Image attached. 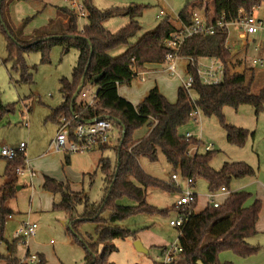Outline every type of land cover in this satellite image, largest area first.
Returning <instances> with one entry per match:
<instances>
[{
    "label": "trees",
    "instance_id": "16d2710c",
    "mask_svg": "<svg viewBox=\"0 0 264 264\" xmlns=\"http://www.w3.org/2000/svg\"><path fill=\"white\" fill-rule=\"evenodd\" d=\"M13 1L30 0H0V31L7 39V61L13 63L12 68L15 71L21 72V82L33 83L34 73L25 59L27 53L39 52L42 63H48L54 46H61L64 55L72 49L78 51V60L71 77L64 76L59 80L63 100L59 107L52 109L48 120L59 124L60 118L64 116L72 119L78 115L73 119L74 125H77L79 121L111 116L125 126L123 138V126L113 119L122 134L120 144L114 146L117 154L116 163L113 164L109 157L102 156L99 159L98 168L104 174L107 184L100 205L89 203L83 192L72 191L67 183L45 177L44 189L61 195V201L54 203V209L66 212L71 222L69 229L73 230L76 241L85 249L83 264H115L110 260V255L118 250L114 240L136 238L135 231L120 226L118 222L138 213L160 211L148 203V188L177 191L169 182L149 175L141 167V157L157 161L160 153L165 156L174 172H179L183 177H192L195 182L199 178L205 179L210 192H217L223 187L231 192L220 206L215 207L208 203L199 212L195 211L198 205V197L196 198L190 209L192 213L178 228L179 243L183 247L180 262L232 264L221 262L219 253L224 250H233L241 256L256 253L258 248L251 245L248 239L258 233L257 222L263 203L256 199L251 205H247L251 193L230 189L234 178L255 176L256 169L247 162L237 161L226 162L221 169L216 170L211 166L215 151L206 150L205 153H201L200 149L193 151L195 147L201 148L203 142L195 136L187 137L181 132L184 126L195 119L193 113L197 107L203 114L216 115L221 119L231 144L245 145L250 135L249 130L226 122L223 108L225 106L238 108L243 104H251L257 113L264 109V87L259 93L252 91L256 70L248 68L243 73H230L228 66L223 82L207 85L200 80L190 63L189 71L195 77L194 83L191 89L179 87L175 103L170 102L155 86L139 104H134L120 95L119 86L130 84L137 77L136 69L147 64L165 63L170 50L166 40L178 29L171 17H165L153 30L145 32L136 42H132L131 39L141 29L139 20L135 19L142 13L141 6L101 9L93 0H82L88 10L84 31L80 30L78 16L70 8L60 7L58 18L51 19L47 25L28 34L26 30L33 17H26L16 25L11 20L9 12ZM203 6L207 21L213 18L228 22L239 18L240 10L251 13L256 8H264V0H194L188 2L179 12L177 18L179 24L190 25L194 14ZM117 15L129 16L130 21L118 31L112 32L106 28L105 23ZM227 34L226 27H217L213 34H194L184 41L180 56L186 58L218 56L227 64L231 63L233 57L225 47ZM122 48L125 50L120 54H112L113 51ZM102 73V77L96 81L95 78ZM84 77L85 82L78 97L88 84L96 87L93 105L79 102L78 97L73 100ZM6 110H10V107L0 105L1 113ZM146 124L150 129L147 136L136 141L133 138L134 131ZM105 149L107 146L102 147V150ZM66 161H70L68 154ZM26 166V153H20L15 159L7 161L5 175L9 180L0 189V244L4 240L6 221L13 214V210L7 204L16 197L14 175L18 168ZM124 198H129L134 204H123L121 201ZM84 202L85 211L80 215L77 207ZM171 209L177 213L189 211L177 208L174 204L163 213ZM106 211L109 212L107 217L104 216ZM86 219L97 222L95 230L98 235L97 241H94L92 235H88L90 242L84 238L80 239L78 226ZM30 257L28 252L25 261H21L12 253L6 256L0 253V259L7 260L9 264H47L44 255H39L35 263L29 261Z\"/></svg>",
    "mask_w": 264,
    "mask_h": 264
},
{
    "label": "rangeland",
    "instance_id": "374dc122",
    "mask_svg": "<svg viewBox=\"0 0 264 264\" xmlns=\"http://www.w3.org/2000/svg\"><path fill=\"white\" fill-rule=\"evenodd\" d=\"M101 9L111 7H128L138 5L142 7V13L135 17L141 25L138 34L132 42L145 32L153 30L165 17H171L177 26L179 12L184 6L194 0H93ZM68 7L67 0H30L17 1L12 5L11 20L19 25L26 17H33L28 25V31L36 27H43L49 19L56 17L57 7ZM213 7V3H211ZM163 12V13H161ZM197 12L205 20V7ZM264 15V8L258 10ZM211 15V13H209ZM130 21L129 16L117 15L105 23L108 30L118 31ZM86 24L87 20H81ZM46 24V25H47ZM239 29L233 25L230 34L233 42L240 44L238 39ZM239 47V45L237 46ZM125 49L113 51V55L120 54ZM233 58L230 70L233 73H243L248 68L256 70V78L252 91L259 93L264 87V67H253L252 56L243 52ZM248 56V57H247ZM7 39L0 31V105L9 106L10 110L0 111V189L9 180L5 175L7 158L1 155L3 146L18 147L24 142L26 147L27 163L23 174L15 172L16 197L8 202L13 210L12 217L6 221L4 240L0 244L2 255H12L21 261H25L29 252L30 256L44 255L47 264H83L86 256L84 247L75 239L73 230L69 229L71 222L65 211L54 209V203L61 201L60 194H54L43 187L45 177H51L67 183L74 192H83L89 203L100 205L106 191L105 176L98 168L99 159L109 157L113 164L117 161L115 147L108 146L101 150L96 148L84 153H67L57 151L50 147L52 140L57 135L59 126L48 120L51 108H57L63 97L60 92V78L71 77L73 68L78 60V51L72 49L68 54H63L61 46H54L50 53V62L42 63L39 52H30L25 55L27 64L32 69L33 83L21 82V72L12 68L13 63L7 61ZM188 58L181 57L178 62L177 72L174 74L166 69L164 63L155 66V69L147 74L145 81L139 76L130 84L119 86V93L129 101L138 102L145 98L149 90L157 86L166 98L175 103L177 101V89L182 86V78L188 77ZM90 98L97 90L88 84L85 87ZM195 97V93H194ZM84 99L78 97L81 102ZM86 100V99H85ZM87 102V100H86ZM225 121L237 127L246 128L250 135L243 146L231 144L227 139L226 129L221 119L216 115H205L200 112L196 120H192L181 129L183 134L191 133L203 142L200 152L205 153L207 148L215 151L211 160V166L219 170L226 162H247L256 169L255 176L234 178L231 182V191L244 190L251 193L247 205H251L256 199L255 190H260L257 184L246 185L250 181H263L264 183V109L259 113L251 104H243L238 108L225 106L223 108ZM149 126L146 124L136 129L133 138L142 139L147 136ZM117 141V132L112 138ZM137 141V140H136ZM70 155V161H66V155ZM141 167L149 175L171 182L173 169L160 153L159 160L151 161L147 157L140 158ZM28 169H30L28 171ZM34 172L36 175L31 176ZM96 174L94 175V173ZM180 174V173H179ZM178 185L183 191L187 190V179L179 176ZM19 186V187H18ZM18 187V188H17ZM177 190V189H176ZM191 192L198 194V210H203L209 203L210 189L208 182L199 178L196 180ZM182 192H169L151 187L147 190V201L160 211L156 213H138L124 219L118 224L136 232V238L116 239L114 243L118 250L110 255V260L115 264H156L162 261L161 253L163 245L179 241V230L170 224V220L178 216L171 209L167 213L163 211L171 208ZM229 192H218V199L224 201ZM123 204H134L129 198L121 201ZM196 208V211H197ZM78 213L85 211V202L78 205ZM106 211L104 216H108ZM38 223V231L35 236L16 238L15 233L25 222ZM97 222L86 219L80 222L78 234L80 239H87L92 235L94 241L98 240L96 234ZM140 240L147 248L148 253L138 251L135 241ZM251 245L258 251L248 256H241L233 250H224L218 257L221 262L232 264H264V233L256 234L248 239ZM0 264H9L5 259H0ZM180 264H185L180 262Z\"/></svg>",
    "mask_w": 264,
    "mask_h": 264
},
{
    "label": "built area",
    "instance_id": "2783aa9c",
    "mask_svg": "<svg viewBox=\"0 0 264 264\" xmlns=\"http://www.w3.org/2000/svg\"><path fill=\"white\" fill-rule=\"evenodd\" d=\"M70 4V9L78 16L79 21L87 20L88 10L82 0H67ZM256 8L251 13H246L244 10H240L239 18L225 22L223 19L214 20L210 18L209 21L205 20L199 15L198 12L194 14L192 23L190 25L178 26V29L172 34L170 38L166 40L167 46L170 48L166 55L165 65L166 69L172 73H176L178 69V62L181 58L180 51L184 44V41L197 33L213 34L217 27H226L228 29L227 39L225 47L230 51L232 57L240 55V52L248 54L250 51L255 52L256 55L252 56L251 64L253 67H264V15H260ZM163 13V12H161ZM86 25V24H85ZM84 24H81L80 30L84 31ZM237 26L239 29L238 39L240 44L236 41H232V36L230 34L231 26ZM239 45V47H237ZM248 57V56H247ZM189 63L187 65L188 77L184 80L182 86L187 89H191L195 77L189 71V64L191 63L200 80L207 85H217L224 81L226 76V71L230 69L231 63H226V61L218 56H204V57H189ZM252 68V67H251ZM230 73H233L230 70ZM144 80V78L142 79ZM81 97L86 98L87 92L83 90ZM96 94L91 96L87 102V105L95 104ZM201 110L196 107L193 116L196 120L197 116L200 114ZM75 115L72 119L66 116L60 118L59 130L56 137L52 142V146L57 151H65L67 153H84L92 151L96 148L117 146L120 144L122 134L120 130L116 127L113 119L106 116H99L93 118L90 121H79L77 125H74L73 119L77 118ZM115 132H117V141L114 143L112 138ZM187 137L194 136L191 133H186ZM27 145L22 142L18 147H8L3 146L1 148V155L8 160L15 159L20 153H26ZM198 147L193 148V151H197ZM207 150H211L210 147ZM28 163V161H27ZM26 167H21L16 170L17 174H23L26 171ZM30 169H28L29 171ZM35 173L32 172L31 176ZM179 176L187 179V190L183 191L178 185ZM174 188L182 192V195L178 197L175 205L177 208H183L184 210H189L186 213H178V216L170 220V224L179 228L181 227L187 218L192 213L190 211L192 204L195 202L198 194L196 192H191V188L194 187L195 180L192 177H183L179 172H173L170 178ZM218 192H229L226 187L221 188L217 192H210L209 203L215 207L220 206L223 201L218 199ZM196 211V210H195ZM38 223L36 222H25L15 233L16 238L21 237H32L37 234ZM183 247L178 242L169 243L163 246L161 258L163 264H175L182 260ZM38 260L36 255L29 258V261L35 263Z\"/></svg>",
    "mask_w": 264,
    "mask_h": 264
},
{
    "label": "crops",
    "instance_id": "0c3cea01",
    "mask_svg": "<svg viewBox=\"0 0 264 264\" xmlns=\"http://www.w3.org/2000/svg\"><path fill=\"white\" fill-rule=\"evenodd\" d=\"M17 1H13L11 4H10V10L12 9V5L13 4H15ZM62 7V6H61ZM60 7H57L56 8V17L55 18H58V9H59ZM59 17H61V18H63V16H59ZM55 18H52V19H55ZM65 19V18H64ZM51 19H49V21H50ZM49 23V22H48ZM47 24V23H46ZM45 24V25H46ZM36 28H39V27H36ZM36 28H34V29H32V31L30 32V31H28L27 32V30H28V27H27V30H26V32L29 34V33H32ZM157 65H159V64H156V63H153V64H147L146 66H144L143 68H139V69H136V74H137V76H139L140 77V79L142 80L143 78H144V80H142V81H145V79H146V76H147V74H149V73H151L154 69H155V66H157ZM182 79V84H183V82H184V78L183 77H181ZM179 89V88H178ZM178 89H177V95H178ZM85 90V89H84ZM86 92H87V90H85ZM150 91V90H149ZM97 93V90L93 93V95L94 94H96ZM149 93V92H148ZM92 95V96H93ZM148 95V94H147ZM146 95V96H147ZM145 96V97H146ZM89 94H88V92H87V97L86 98H83V97H81L80 96V99H84V100H82L81 102H85L86 100H89ZM86 99V100H85ZM143 100V99H142ZM141 100V101H142ZM141 101H138V102H134V101H131L132 103H134V104H139ZM52 109L53 108H51V112H52ZM50 112V113H51ZM57 126H58V124H56ZM59 130V129H58ZM58 130H57V132H58ZM150 130V129H149ZM54 140V139H53ZM53 140H52V142H53ZM137 141H139L140 139H136ZM52 142H51V144H50V147L51 148H53V146H52ZM112 147H114V146H112ZM54 149V148H53ZM101 150H102V148H100ZM29 163V162H28ZM36 175V174H35ZM45 180V179H44ZM44 184V183H43ZM255 184H257L258 186H259V188H260V190H255V192H256V199H260L261 201H262V203H263V208H262V212H261V214H260V217H259V220H258V222H257V230H258V233L257 234H260V233H264V183H263V181H259V180H254V181H250V182H247L246 183V185L248 186V185H255ZM235 191H239V190H235ZM231 192H229V194H230ZM226 199V198H225ZM255 199V200H256ZM224 202V201H223ZM200 210H198V208H197V212H199ZM10 217H12V215L11 216H9L8 218H10ZM166 245V244H165ZM164 246V245H163Z\"/></svg>",
    "mask_w": 264,
    "mask_h": 264
},
{
    "label": "water",
    "instance_id": "95a60500",
    "mask_svg": "<svg viewBox=\"0 0 264 264\" xmlns=\"http://www.w3.org/2000/svg\"><path fill=\"white\" fill-rule=\"evenodd\" d=\"M92 50H93V49H92ZM90 61H91V59H90ZM89 63H90V62H89ZM86 69H88V66H87ZM102 75H103V73L100 74V75H98V76L95 78V80L98 81V80L102 77ZM84 82H85V77L82 79L81 85L79 86L77 92L75 93V95H74V97H73V100H76V98L78 97L80 91H81L82 88H83ZM107 117L110 118V119H114V118H112L111 116H107ZM114 120L117 121L119 124H121V125L123 126V128H124V131H123V138H124V135H125V126L122 124V122H121L120 120H116V119H114ZM18 187H19V186H18ZM18 187H17V188H18ZM135 247H136V249H137L138 251L148 253V248H147V247H146V246H145L140 240H136V241H135Z\"/></svg>",
    "mask_w": 264,
    "mask_h": 264
}]
</instances>
